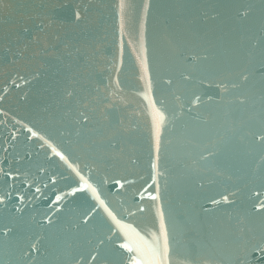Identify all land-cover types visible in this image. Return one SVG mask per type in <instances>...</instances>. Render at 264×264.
<instances>
[{"label": "water", "instance_id": "water-1", "mask_svg": "<svg viewBox=\"0 0 264 264\" xmlns=\"http://www.w3.org/2000/svg\"><path fill=\"white\" fill-rule=\"evenodd\" d=\"M165 236L264 264V0H0V264Z\"/></svg>", "mask_w": 264, "mask_h": 264}, {"label": "snow or ice", "instance_id": "snow-or-ice-1", "mask_svg": "<svg viewBox=\"0 0 264 264\" xmlns=\"http://www.w3.org/2000/svg\"><path fill=\"white\" fill-rule=\"evenodd\" d=\"M121 7H123V3L121 4ZM33 135H35V133H33ZM57 155H59V153H57ZM57 199H59V197H57ZM225 199L227 198L225 197ZM162 228H163V224H162ZM121 247L127 248V250L130 252L133 251V248L130 245L122 244ZM169 255H170V249L166 236L164 239L163 247H161L158 241L153 242V246L151 248V256L154 264H168ZM134 264H142V261L140 259H136L134 261Z\"/></svg>", "mask_w": 264, "mask_h": 264}]
</instances>
